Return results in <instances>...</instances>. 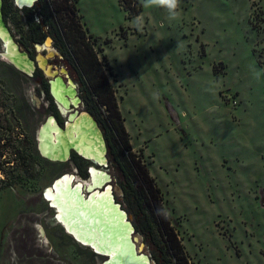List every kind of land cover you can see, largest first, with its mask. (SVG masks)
I'll return each instance as SVG.
<instances>
[{
  "label": "rangeland",
  "instance_id": "1",
  "mask_svg": "<svg viewBox=\"0 0 264 264\" xmlns=\"http://www.w3.org/2000/svg\"><path fill=\"white\" fill-rule=\"evenodd\" d=\"M140 1L134 17L118 0L77 4L99 59L112 67L134 152L161 187L192 264H264V0H179L174 17L164 4ZM25 23L14 5L6 21L14 38ZM5 51L0 41V264H101L105 257L68 234L45 198L64 174L88 179L72 160L55 163L38 152L40 128L54 115L50 94ZM20 146L30 164L15 155ZM109 166L98 168L112 175L117 201L138 224ZM135 229L143 252L159 264L143 229Z\"/></svg>",
  "mask_w": 264,
  "mask_h": 264
},
{
  "label": "trees",
  "instance_id": "2",
  "mask_svg": "<svg viewBox=\"0 0 264 264\" xmlns=\"http://www.w3.org/2000/svg\"><path fill=\"white\" fill-rule=\"evenodd\" d=\"M38 1L42 23L38 24L29 18L30 30L27 35L40 39L55 33L69 59L80 68L84 96L106 128L108 155L116 169L126 200L137 216L138 224L134 225L135 228L140 232L143 229V234L152 247V254L159 264H192L171 222V216L165 210L161 187L144 164L142 155L134 152L125 118L107 73H112V67L106 57L103 56L105 63L99 59V50L95 48L97 39L83 26L78 0ZM118 1L129 12L130 17L140 15L143 10L140 0ZM10 6L7 0V12L11 10ZM40 25L48 27V30L39 32ZM3 140V136H0V159L3 158L6 145ZM17 150L14 153L18 154L19 160L30 164L27 149L20 146ZM4 162L6 161L2 163ZM2 174L5 175L0 166V191L6 187V178Z\"/></svg>",
  "mask_w": 264,
  "mask_h": 264
},
{
  "label": "bare ground",
  "instance_id": "3",
  "mask_svg": "<svg viewBox=\"0 0 264 264\" xmlns=\"http://www.w3.org/2000/svg\"><path fill=\"white\" fill-rule=\"evenodd\" d=\"M32 1L17 0L20 6L24 3L31 4ZM0 38L7 48L5 58L18 69L32 74L36 64L27 55L18 52L13 37L3 26L1 19ZM46 42L45 46L38 47L39 63L52 76V93L62 111L67 114L71 102L78 105V99L73 85H65L60 76L56 79L57 71L53 72L51 66H48V57L55 52L51 39L48 38ZM45 48H48V54L44 55L42 50ZM68 116L70 120L66 124V130L59 127L54 117H50L40 129L38 137L42 153L49 160H67L69 149L74 147L87 159L106 164L101 136L87 113L80 116L71 113ZM91 174L90 180L85 182L76 181L72 174H64L46 189L45 198L52 208L57 209L56 219L79 243L84 246L92 245L95 253L100 256L108 255L110 259L105 264H149L146 256L137 255L136 245L132 243V229L128 223L125 224V213L119 212L118 206L115 208L112 205L111 187L108 186L105 195H98L96 192L88 198V190L111 181L105 170L92 167ZM139 251L143 252L140 245Z\"/></svg>",
  "mask_w": 264,
  "mask_h": 264
},
{
  "label": "flooded vegetation",
  "instance_id": "4",
  "mask_svg": "<svg viewBox=\"0 0 264 264\" xmlns=\"http://www.w3.org/2000/svg\"><path fill=\"white\" fill-rule=\"evenodd\" d=\"M8 2L10 3V7H11V10L9 12H7V8H6V3H7V0H2V5H1V11H2V17H3V21L6 24V21L9 23V19L11 17V11L14 7V5L16 7H18L13 0H8ZM38 5H39V1H37L34 6L32 7H29V8H20L24 11V17L26 18V23H25V27L24 28H21V32H22V36L21 37H16L14 38L13 36V39L16 43L20 44V49L22 51L23 50V47H28V46H33L34 49H35V52H29L28 54L34 59L35 61V64H36V67L33 71V73H28L26 71H22L20 69H18L14 64H12L18 71L22 72L23 74L29 76V77H39L41 80H42V83L44 85V89L47 93H49L50 95V98H49V103L51 104V107H52V110L54 111V115H51V116H54L56 122L58 123L59 127H61L62 130H66V124L69 123V120H70V117L68 115H71V113L73 114H76V116L79 114V116L83 113H88L92 116L93 120L95 121V125H97L98 127V132L100 134V136H102V139L104 140L105 142V145H106V157L108 159V164H101L100 162L96 161V160H90V159H87V158H84L82 157L80 154H79V150L77 151L76 149L72 148L71 150V155L70 157L67 159V160H56L55 163H65V162H68L70 160H72L78 169H80L81 171H83L85 173V177H87V181L90 180L92 174H91V168L92 167H95L97 169L99 168H103L106 170V168L109 166V167H113V164H112V161H111V158L109 157L108 155V138H107V131H106V128L105 126L103 125L102 121L99 119V117H97L95 115V112H93L91 110V107L89 105V102L87 101L86 97L84 96V93H83V90H82V85H81V79H80V68H78L74 63H72V61L69 59V57L67 56V54L65 53L63 47L61 46V43L57 40V37H56V34L53 33L51 35H45L43 38H40V39H34V37H30L27 35V32L30 30V26H29V18L30 20L32 19L35 20L38 24H41L42 23V20L40 19L39 17V12H38ZM8 7V6H7ZM8 29L10 30L11 29V25H7ZM45 32L48 30V27H45L44 25H40V28H39V32ZM37 32V31H36ZM31 33V32H30ZM48 34V33H47ZM51 37L52 40H51V45H52V48L54 49V54L53 56L51 57H48V66H51L52 68V71L55 72V71H58L60 70V67L63 68V66L66 67L67 71L69 72L70 75H72V78L75 80L76 82V89H77V92H78V96L80 97V102H78V105H75L73 102H71L70 104V107L68 108L69 109V112H67V114H64L62 109H60L61 107H59L60 105L58 104V102L56 101L55 97H53L52 95V76L50 77L46 72H45V69L40 65L39 63V59H38V53H39V50H38V47L37 44H40V45H43L45 46V40L47 37ZM0 41L2 43H4L1 38H0ZM4 46H5V43H4ZM19 46V45H18ZM29 48V47H28ZM6 46H5V50H6ZM29 51V50H28ZM26 52V51H25ZM6 53V51H5ZM42 54H48V48H45L42 50ZM53 59H58V60H63L62 62L64 64L60 65L58 64V62L54 63L52 62ZM65 79L68 78V75H64ZM50 77V78H49ZM59 77V76H58ZM55 78L57 79V75L55 76ZM55 99V101L53 100ZM53 102V103H52ZM83 105L84 108L86 109L85 110H82L80 109V105ZM66 116V120H63L62 117L63 116ZM51 116H48V119L44 122V125L49 121L50 117ZM71 122V121H70ZM43 125V126H44ZM42 126V127H43ZM96 127V126H95ZM41 129V128H40ZM40 132V131H39ZM38 143V142H37ZM39 144V143H38ZM38 144H37V150L38 152L40 153L39 151V148H38ZM41 154V153H40ZM46 160H49L48 158H46ZM51 161V160H49ZM54 162V161H52ZM84 162H89L91 163L90 166H85ZM93 165V166H92ZM99 167V168H98ZM107 171V170H106ZM109 174V173H108ZM63 176V175H62ZM74 176V175H73ZM110 176V179L111 180L112 178V175H109ZM75 180H76V177L74 176ZM83 182L84 179H82ZM108 180V182H109ZM76 181H79V180H76ZM50 203V202H49ZM131 221L133 222V220L131 219ZM134 224V222H133ZM62 225V224H61ZM63 226V225H62ZM174 226V225H173ZM64 227V226H63ZM65 228V227H64ZM66 229V228H65ZM177 232V230H176ZM68 233V232H67ZM69 234V233H68ZM181 239V238H180ZM153 256V255H152Z\"/></svg>",
  "mask_w": 264,
  "mask_h": 264
},
{
  "label": "water",
  "instance_id": "5",
  "mask_svg": "<svg viewBox=\"0 0 264 264\" xmlns=\"http://www.w3.org/2000/svg\"><path fill=\"white\" fill-rule=\"evenodd\" d=\"M14 1V3L18 6V8H29V7H32L38 0H33L32 2H31V4H29V3H24L22 6H20L19 4H18V2H17V0H13ZM1 5H2V0H0V19H1V21H2V23H3V26L4 27H6L7 29H8V27H7V25H5V23H4V21H3V17H2V11H1ZM8 31L10 32V30L8 29ZM11 34V33H10ZM11 36H12V34H11ZM48 38H50L51 40H52V38L51 37H47L46 38V40H45V44H46V41L48 40ZM14 43H15V45L18 47V52L20 53V54H23V55H27L32 61H34V59L27 53V52H25V51H22L21 49H20V47L18 46V44L14 41ZM37 46H43V45H40V44H37ZM34 63H35V61H34ZM34 67H36V65H34ZM61 72V70H58L57 72H56V74L55 75H57V77L58 76H60V77H62L63 78V80L65 81V85H73V87H74V89H75V97L78 99V102H80V97L78 96V92H77V89H76V84L71 80V78L70 77H68L67 79H65L64 77V74H62V73H60ZM52 92V91H51ZM52 95H53V93H52ZM53 97H54V95H53ZM87 115L90 117V119H91V121H92V123L95 125V121L93 120V118H92V116L90 115V114H88L87 113ZM51 117H54V116H51ZM96 127V129L97 130H99L98 129V127H97V125H95ZM61 128V127H60ZM39 134V133H38ZM101 139H102V136H101ZM102 142H103V146H104V149H105V151H104V156H105V158H106V164H108V159H107V157H106V145H105V142H104V140L102 139ZM38 143H39V138H38ZM38 148H39V151H40V153H41V155L43 156V157H45V158H47V156H45L43 153H42V151H41V148H40V145L38 144ZM72 148H74V147H71L70 149H69V152H68V158L70 157V155H71V150H72ZM74 149H76V148H74ZM78 151V150H77ZM80 154V153H79ZM81 155V154H80ZM82 157H84V158H86L85 156H83V155H81ZM108 186H110L111 188H110V193H111V196H112V205H113V207H115L116 208V206H118V211L119 212H124L125 213V224H129L128 226L132 229V232H131V237H132V243L133 244H135L136 245V249L138 250V251H136L137 252V255L138 256H141V255H144V256H146L147 257V260H148V263L149 264H152V259L150 258V256L148 255V254H146V253H144V252H141V251H139V243H138V240H137V237L135 236V232H136V229H135V226H134V224H133V222L131 221V219H130V215L128 214V212L123 208V206H122V204L120 203V202H118L117 201V199H116V197H115V195H114V192H113V186L111 185V184H106V185H103V186H101V187H94L93 189H90V191L88 190L87 191V195H89L88 196V198H90V196L93 194V193H96L97 192V194L98 195H105V193H107V188H108ZM56 216H57V214H56ZM88 246L87 247H89V248H91L92 250L94 249L93 248V246L92 245H90V244H87ZM95 251V250H94ZM96 252V251H95ZM106 259V261L104 262V263H102V264H105L106 262H108L109 261V259L110 258H108V255H106V257H105Z\"/></svg>",
  "mask_w": 264,
  "mask_h": 264
},
{
  "label": "clouds",
  "instance_id": "6",
  "mask_svg": "<svg viewBox=\"0 0 264 264\" xmlns=\"http://www.w3.org/2000/svg\"><path fill=\"white\" fill-rule=\"evenodd\" d=\"M146 6L149 4H164L169 9L170 14L174 17L176 15L175 10L178 7L179 0H144Z\"/></svg>",
  "mask_w": 264,
  "mask_h": 264
}]
</instances>
